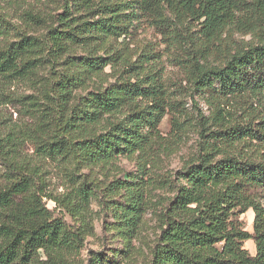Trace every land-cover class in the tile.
I'll use <instances>...</instances> for the list:
<instances>
[{"label":"rangeland","instance_id":"rangeland-1","mask_svg":"<svg viewBox=\"0 0 264 264\" xmlns=\"http://www.w3.org/2000/svg\"><path fill=\"white\" fill-rule=\"evenodd\" d=\"M100 17L99 6L85 0H0L4 31L0 49L24 36L35 42L33 52L26 57L32 61L29 72L0 79V138L9 149V158L30 179V192L37 198L30 205L39 203L53 218L63 219L68 230L82 234V240L70 239L68 245L60 244L48 253L35 252L26 262L18 260L15 264H151L167 207L184 183L180 180L184 168L207 146L208 137L203 136L207 129L219 127L204 124L211 120L219 103L196 91L189 81L188 57L194 48L205 44L198 23H191L190 29L180 27L178 32L162 29L146 14L137 13L130 15L124 36L113 33L99 43L97 32L92 30L78 34L86 40L70 41L68 51H54V32L60 36L81 33L85 26L93 28ZM242 41L257 39L252 33L230 28L210 48V60L221 61L230 47ZM97 56L108 57L101 70L80 74L72 64L75 57ZM79 74L82 80L66 83L68 77ZM114 83L160 84L158 96L166 101L156 130L151 131L146 122L156 110L154 102L141 96L106 115L91 130L95 134L107 132L141 110L137 138L142 142L135 152L85 161L64 150L55 155L45 150L63 132L66 140L86 137L89 132L83 129L66 128L71 110L82 97ZM66 90L69 94L64 97ZM248 96L220 101L228 115L227 125L250 126L264 116V95L258 99ZM241 149L256 159L264 154V149L251 146V142ZM5 169L1 171L0 188L8 181ZM120 183L127 184L128 189H119ZM17 201L22 202L23 196ZM261 201L264 203V198ZM134 203L139 207L140 220L130 236L122 217L132 211ZM241 219L246 230L254 232L253 209ZM245 247L255 254L253 239L247 240Z\"/></svg>","mask_w":264,"mask_h":264},{"label":"trees","instance_id":"trees-1","mask_svg":"<svg viewBox=\"0 0 264 264\" xmlns=\"http://www.w3.org/2000/svg\"><path fill=\"white\" fill-rule=\"evenodd\" d=\"M85 2L96 3L101 17L93 28L85 26L81 33L67 32L60 36L59 32H54L57 34L53 37L56 53L68 51L72 40L84 42L86 37L78 34L92 30L97 32L99 43L113 33L124 36L130 15L137 13L146 14L162 29L178 32L180 27L190 29L191 23H198L205 40L204 47L194 48L188 57L189 81L196 91L219 103L211 120L204 123L205 127L211 123L219 127L207 129L203 134L208 137L207 146L184 168L180 178L184 183L177 188L167 207L165 226L151 264H264V203L261 201L264 198V154L256 159L241 149L248 142L264 149V116L256 118L250 126L227 125L228 115L222 108L224 103L220 102L243 94L255 99L264 95V0ZM1 21L0 18V36L4 33ZM232 27L254 34L257 41H242L230 47L221 61H211L210 48ZM33 44L32 37L24 36L0 49V79L29 72L32 61L26 57L33 52ZM74 60L79 61L72 64L80 74L101 70L108 64V57L101 56L75 57ZM80 74L68 77L66 83L82 80ZM160 86L114 83L99 92H90L71 110L65 125L66 128L83 129L89 132L88 135L71 141L66 140L63 132L56 135V141L45 150L51 155L64 150L85 161H96L100 157L107 159L125 151L135 152L142 142L137 138L141 129L138 117L141 110L127 121L113 125L107 132L95 134L91 130L100 125L106 115L132 104L139 96L149 97L154 102L156 110L146 122L151 131L156 130L164 116L161 111L166 103L158 96ZM67 94L69 91L66 90L62 96L67 97ZM3 168H6L8 181L0 188V264H15L18 260L26 262L35 252L48 253L60 244L68 245L70 239L82 240L81 233L68 230L63 219L53 218L46 207L39 203L30 205L31 200L37 202L36 195L30 192V179L9 158V149L0 138V175ZM118 187L128 189L125 183ZM19 196H23L22 202L17 201ZM138 208L134 203L132 211L122 217L130 236L138 227ZM250 208L255 213L254 232L246 230L241 219ZM250 239L255 241V254L245 247V242Z\"/></svg>","mask_w":264,"mask_h":264}]
</instances>
